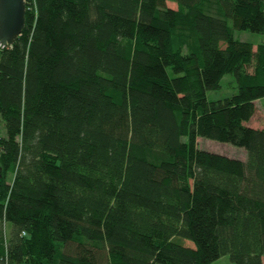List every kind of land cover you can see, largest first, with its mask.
Masks as SVG:
<instances>
[{
    "label": "trees",
    "instance_id": "trees-1",
    "mask_svg": "<svg viewBox=\"0 0 264 264\" xmlns=\"http://www.w3.org/2000/svg\"><path fill=\"white\" fill-rule=\"evenodd\" d=\"M173 1L26 0L0 44V264H264V44L234 37L264 35V0Z\"/></svg>",
    "mask_w": 264,
    "mask_h": 264
},
{
    "label": "rangeland",
    "instance_id": "rangeland-1",
    "mask_svg": "<svg viewBox=\"0 0 264 264\" xmlns=\"http://www.w3.org/2000/svg\"><path fill=\"white\" fill-rule=\"evenodd\" d=\"M168 6L171 8H177V3L173 0H168ZM232 26V23H229ZM234 37L236 40L243 42H250L257 47L260 44H264V35L251 33L249 31L235 30ZM169 73L172 75V70L169 68ZM238 93V86L235 77L232 74H227L221 80V87L218 90L210 91L207 94L209 101H219L226 98H231ZM249 127L255 129H264V99L257 102V112L252 121L247 124ZM188 139L185 138V141ZM198 147L201 150H205L211 153L220 154L229 158H234L247 161V152L243 148H239L227 143H220L217 141L199 138ZM184 244L188 247L194 248L195 244L192 241L185 240ZM214 264H234L229 256H223L217 260Z\"/></svg>",
    "mask_w": 264,
    "mask_h": 264
},
{
    "label": "water",
    "instance_id": "water-1",
    "mask_svg": "<svg viewBox=\"0 0 264 264\" xmlns=\"http://www.w3.org/2000/svg\"><path fill=\"white\" fill-rule=\"evenodd\" d=\"M26 24L25 0H0V44L12 46Z\"/></svg>",
    "mask_w": 264,
    "mask_h": 264
},
{
    "label": "crops",
    "instance_id": "crops-1",
    "mask_svg": "<svg viewBox=\"0 0 264 264\" xmlns=\"http://www.w3.org/2000/svg\"><path fill=\"white\" fill-rule=\"evenodd\" d=\"M170 7V6H169ZM173 9H177V8H173Z\"/></svg>",
    "mask_w": 264,
    "mask_h": 264
},
{
    "label": "bare ground",
    "instance_id": "bare-ground-1",
    "mask_svg": "<svg viewBox=\"0 0 264 264\" xmlns=\"http://www.w3.org/2000/svg\"><path fill=\"white\" fill-rule=\"evenodd\" d=\"M26 1V0H25Z\"/></svg>",
    "mask_w": 264,
    "mask_h": 264
}]
</instances>
